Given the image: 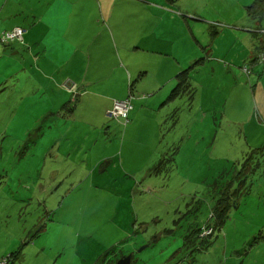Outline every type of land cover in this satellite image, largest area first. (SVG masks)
Instances as JSON below:
<instances>
[{
    "label": "rangeland",
    "instance_id": "374dc122",
    "mask_svg": "<svg viewBox=\"0 0 264 264\" xmlns=\"http://www.w3.org/2000/svg\"><path fill=\"white\" fill-rule=\"evenodd\" d=\"M241 2L222 0L218 10L209 0L200 1V22L161 28L167 38L157 42L133 43L139 46L135 61L147 66L145 80L134 90V107L157 89L158 107L169 108L156 117L146 108L140 131L132 134L111 119V130L101 129L102 138L119 142L118 159L107 168L96 167L94 176L73 162L90 147L84 128L91 124L89 107L83 104L79 111L87 123L62 121L58 129L56 115L65 107L60 109L64 102L56 104L52 96L63 79L46 78L33 66L20 72L9 50L0 52V264H117L128 255L132 264H264V164L256 170L262 156L256 158L250 148L263 133L250 122L255 118L264 125V86L252 87L245 65L229 57L207 59L215 46L234 58L246 53L238 37L244 33L226 30L216 42L213 32L217 27L223 36L224 27L241 24L242 6L254 0ZM12 6L0 5V34L16 22L4 20ZM118 17L136 19L132 9L118 11ZM18 21L32 22L33 15L24 10ZM169 29L177 33L171 37ZM172 75L178 79L174 89L179 80L188 86L167 101L174 90L167 82ZM159 79L162 85L153 88ZM62 84L71 92L66 104L75 108L80 82ZM116 147L99 144L90 158H102ZM239 172L253 176L239 191V205L211 238L213 245L193 253L184 245L189 222L204 224L222 182L235 180L237 186Z\"/></svg>",
    "mask_w": 264,
    "mask_h": 264
},
{
    "label": "crops",
    "instance_id": "0c3cea01",
    "mask_svg": "<svg viewBox=\"0 0 264 264\" xmlns=\"http://www.w3.org/2000/svg\"><path fill=\"white\" fill-rule=\"evenodd\" d=\"M200 1L206 3V0H5V3H0V5L13 6L5 14L4 20L13 21L15 19L16 21L15 24L10 25V27L13 26L9 30L23 25L27 29V33L25 43H11L3 46L4 49L0 48V52L9 50L6 53L9 58L14 59L15 63L19 64L18 71L20 72L27 73L29 68L33 66L34 70L42 72L46 78L52 75L56 79L62 78L66 83L72 80L80 82L82 93L78 105L74 108L66 104L67 98L71 94L70 90L66 85L62 86L63 81L58 80L52 100L56 104L64 102L60 109L65 107V111L59 110L57 112V127L62 129V121L67 122L69 120L87 123L83 121L82 113L79 112L83 104L87 105L89 110L86 113V119L91 124H86L84 128L86 129L85 135L91 139L90 147L86 148V151H81L79 153L80 158L73 162L87 168H107L115 163L119 154V142H105L102 138L101 129L107 126L110 128V124L113 123L107 113L115 100L125 99L129 96L130 87L134 94V90L139 89L141 85L138 83L143 82L147 75L143 70L147 66L135 61V54L139 50H134L138 49L139 46L133 43L140 39L157 42L167 38L158 32L161 28L200 22V18H202L198 8ZM226 1L235 5H242L241 0ZM209 3L216 9H221L222 0H209ZM23 5H27V7H23ZM251 5L245 2V5L242 6L245 10L244 20L241 24L224 27L223 36H219L217 27H214L213 30V32H218V34L215 33L216 42L219 38H224L227 32H230L226 30L244 33L243 35L239 33L238 37L246 43L243 46L246 53L241 58H234L228 52L215 46L211 52L207 53L208 60L211 55L219 60L229 57L236 65L247 66L255 56L262 54L258 49L264 46V26L262 23L253 20L248 14V6ZM126 9L134 11L135 20L127 22L128 20L118 17V11ZM24 10H28L30 15H33L32 22L27 21L22 24L18 21V16L23 15ZM220 23L222 22L218 24L220 25ZM225 23V25H230L228 22ZM169 32L173 37L177 30L169 29ZM229 36L231 38L234 34ZM120 43H123L125 51L120 50ZM229 50H232V46H229ZM206 60L201 62L200 66L205 65ZM178 61L179 65L182 66L183 62L180 59ZM219 66L221 65L219 64ZM263 66L264 63L255 62V70L251 76L252 83L263 72ZM243 73L246 74L244 68ZM160 80L153 88L162 85ZM177 80L175 75L168 77L167 82L173 83L170 88L174 87ZM156 91L157 89L152 90L150 99L137 101L138 105L134 107L129 116L131 122L126 128L128 133L140 131L139 123L146 108L154 117L159 116L169 108L162 105L158 107L162 97L157 99L153 94ZM254 94L256 97L258 96V93ZM134 96L136 97L135 94ZM50 100L51 97L48 98L47 106ZM143 102H147V104L141 105ZM261 103L264 108L263 97H261ZM259 121L262 120L259 118ZM252 124L263 128V133L256 137L259 139L255 144L256 146H250V148L254 147L255 149L261 148V153L264 150V143L262 146L259 145L260 141L261 143L264 141V125H257L255 118H252L250 125ZM99 144L116 145V151L102 158H90L91 148L95 149ZM74 152H78V150L71 151L70 154ZM102 161L105 164H102L103 166L99 165V162ZM92 172L95 173L96 170Z\"/></svg>",
    "mask_w": 264,
    "mask_h": 264
},
{
    "label": "trees",
    "instance_id": "16d2710c",
    "mask_svg": "<svg viewBox=\"0 0 264 264\" xmlns=\"http://www.w3.org/2000/svg\"><path fill=\"white\" fill-rule=\"evenodd\" d=\"M248 14L250 15V17L253 20L262 23L264 20V0H255L251 6H248ZM16 28L23 29L22 39L16 38L9 43H3L1 41H0V43L3 44L4 46H7V45L14 43V42L25 43V35L27 33V29L22 27V26H16L15 28H13L11 30L4 31L3 33L9 32V31H14ZM215 33L218 34L217 31H215ZM2 34H0V36ZM259 52H262V54L260 56H255L253 58V60L250 62L251 64H252V62L264 63V46L259 48ZM254 70H255L254 66L252 67V66H250V64L244 67V71L249 76L250 84L252 83L251 82V76L254 73ZM179 82L180 83H179L178 87H176L172 91V93L170 94L169 99L167 101H172V100L176 99L180 95V93L182 91L181 89L188 86L185 80H182V81L179 80ZM252 84H254V85H252V87H256L257 90H258V87L261 86V84H262V86H264V70H263V72H261V75H259L258 78H256V81L253 82ZM130 90H131V92H130L128 97L132 96V103H133V100H134V98H133L134 94L132 93L133 89H131V87H130ZM127 98H125V99H127ZM125 99H120V100H125ZM115 101H117V100H115ZM115 101L113 103V106L115 104ZM113 106H112V108H113ZM133 109H134V104H133ZM133 109H132V111H133ZM109 111L107 113L108 117L111 119H114V118L109 116ZM118 121L121 123V125L124 127V129H126L127 126L129 125L130 119L128 118V120H126L125 118H120V119H118ZM260 150H261V148L255 149V152L258 153V154H256V158H259L260 156H262V158L258 159V160L261 159V161L257 164L256 170L258 168L261 170V168L264 164V157H263L264 156V150H262L261 153H260ZM252 155H253V157L255 156L253 151H252ZM163 161L161 160L160 163H164ZM100 164L102 165L103 161L99 162V165ZM103 165H105V164H103ZM87 169H89L92 176H94L95 173L92 171H94L96 169L95 168H92V169L87 168ZM237 177L239 179L237 186H236L235 180H231V181L229 180L228 182H225V181L222 182L223 186L219 191L220 196H216V202H215V204H213L211 206V212L209 214V218L207 219V221L204 224H200V222L192 221V223H191L192 225H191L189 222L188 228L190 229V231L185 234L184 245L191 246L190 251H192L193 253L196 251L201 252V251L208 250L213 245V241L211 240V238L217 232H221L222 229L225 227L226 223L230 219L229 214H230L233 206L235 204H236V206L239 205L238 198H240L241 195L238 196V194H239L240 189H244L245 187H248L247 186L248 181L253 176L251 174H248V175H245L243 177V176H241V173L239 172Z\"/></svg>",
    "mask_w": 264,
    "mask_h": 264
},
{
    "label": "built area",
    "instance_id": "2783aa9c",
    "mask_svg": "<svg viewBox=\"0 0 264 264\" xmlns=\"http://www.w3.org/2000/svg\"><path fill=\"white\" fill-rule=\"evenodd\" d=\"M22 37H23V29L16 28L14 31L3 33L0 36V41L3 43H9L16 38L22 39ZM132 109H133L132 96H130L125 100L115 101L113 108L109 111V116L116 119L125 118L126 120H128Z\"/></svg>",
    "mask_w": 264,
    "mask_h": 264
},
{
    "label": "water",
    "instance_id": "95a60500",
    "mask_svg": "<svg viewBox=\"0 0 264 264\" xmlns=\"http://www.w3.org/2000/svg\"><path fill=\"white\" fill-rule=\"evenodd\" d=\"M133 255H128V256H125L123 259L120 260V262H118L117 264H132L131 263V258H132Z\"/></svg>",
    "mask_w": 264,
    "mask_h": 264
}]
</instances>
